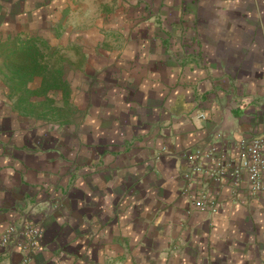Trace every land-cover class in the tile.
Returning a JSON list of instances; mask_svg holds the SVG:
<instances>
[{"label": "crops", "instance_id": "obj_1", "mask_svg": "<svg viewBox=\"0 0 264 264\" xmlns=\"http://www.w3.org/2000/svg\"><path fill=\"white\" fill-rule=\"evenodd\" d=\"M39 44L59 77L17 74ZM0 64V239L40 228L31 264H264V192L207 175L264 136V0H0Z\"/></svg>", "mask_w": 264, "mask_h": 264}, {"label": "built area", "instance_id": "obj_2", "mask_svg": "<svg viewBox=\"0 0 264 264\" xmlns=\"http://www.w3.org/2000/svg\"><path fill=\"white\" fill-rule=\"evenodd\" d=\"M221 136V134H219ZM238 161L229 166L224 161H217L214 168L207 175L215 183H220L229 177L234 187L242 180L247 183L248 193L257 196L264 192V136L242 138L237 144ZM201 156V152L194 151L186 157L191 164L190 171L184 175L186 181L192 180L193 174L201 169L195 160ZM194 203L199 210L217 211L216 202L204 194H200ZM40 228L32 223H26L20 229L8 227L2 234L0 245L3 248L15 247L20 253V258L12 264H31V256L40 247Z\"/></svg>", "mask_w": 264, "mask_h": 264}, {"label": "rangeland", "instance_id": "obj_3", "mask_svg": "<svg viewBox=\"0 0 264 264\" xmlns=\"http://www.w3.org/2000/svg\"><path fill=\"white\" fill-rule=\"evenodd\" d=\"M40 45V48L39 49H37V47H36V49H37V51H35V54H34V58H35V60L36 61H38V67H37V73L39 74V75H42V76H49V77H52L53 75L55 76V77H59V76H57L56 74H57V70H59V63H58V59H59V61L61 60V57L59 56V58H58V53L57 52H55L54 54H53V57L50 59V57H51V52H49V50H47V51H45L46 49H45V47H43V46H41V44H39ZM34 46V45H33ZM29 51H31V50H29ZM32 51H34V50H32ZM18 53H19V51H18ZM20 54L21 55H19V57L20 58H18L19 59V61H17V62H20V61H22L20 64H21V67H23V66H25L26 64H29V66L32 68V64H31V59H29V56H30V53H28V52H24V51H20ZM60 55V54H59ZM29 59V60H28ZM19 64V65H20ZM53 64H56V66H53ZM2 64H0V74L1 73H3L4 72V69L6 68L5 67V65L4 66H1ZM19 65H16L15 66V69H16V71H17V74H19V75H21V76H25L26 74L25 73H18V71L20 70V66ZM48 65H49V68H48ZM31 68H26L25 69V71H26V73L28 72V71H30V69ZM7 71H8V69H7ZM34 71V70H33ZM44 78H47V77H44ZM46 82V83H45ZM13 85H15V86H18V87H20V88H23V87H26L28 84H27V82H23V83H19V82H17V83H15V84H13ZM57 85H60V86H62V83H60V82H55V84L54 83H51V82H48V81H44V83L43 84H41V88L43 87V88H45V89H47V88H52V87H54V86H57ZM56 100V99H55ZM57 101H58V99L56 100V102L55 103H57ZM44 103H47V100L44 98ZM41 111V110H40ZM57 114H59L60 115V112H58V111H55V115H57ZM44 117H46L47 116V114H45V115H43ZM60 117H61V115H60ZM56 119H58V118H56ZM55 123V122H54Z\"/></svg>", "mask_w": 264, "mask_h": 264}, {"label": "trees", "instance_id": "obj_4", "mask_svg": "<svg viewBox=\"0 0 264 264\" xmlns=\"http://www.w3.org/2000/svg\"><path fill=\"white\" fill-rule=\"evenodd\" d=\"M28 53H30V56H29V59H32L33 61H35V58H34V54H35V51H28ZM19 55H21V54H19ZM19 55H17L16 57H19ZM28 59V60H29ZM32 66V65H31ZM38 67V66H37ZM37 67L36 66H32V68L29 66V64H27V65H25V66H23V67H21V65H20V70L18 71V72H20V73H25L26 75H33V74H35V73H37L36 71H37ZM26 68H31L30 69V71H28L27 73H26V71H25V69ZM34 70V71H33ZM36 70V71H35Z\"/></svg>", "mask_w": 264, "mask_h": 264}]
</instances>
